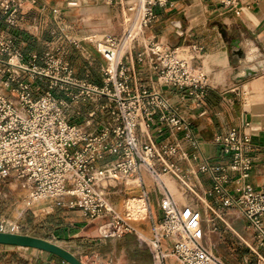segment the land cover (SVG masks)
<instances>
[{
    "label": "built area",
    "instance_id": "obj_1",
    "mask_svg": "<svg viewBox=\"0 0 264 264\" xmlns=\"http://www.w3.org/2000/svg\"><path fill=\"white\" fill-rule=\"evenodd\" d=\"M223 1L232 6L238 2ZM168 2L131 0L121 34L106 33L96 40L95 35L86 37L106 63L100 84L78 78L66 49L56 42L25 62L14 38L0 30V54L5 56L0 61V187L16 181L29 189L33 203L55 200L58 206L79 207L90 220L107 221L101 230L104 238H119L136 232L134 222L146 217L136 219L125 200V212L118 211L111 192L122 184L143 187V175L148 174L154 179L153 192L159 195L161 211L149 241L155 263L174 257L181 264H232L214 252L208 234L215 228L206 229L195 202L182 206L162 179L169 174L189 194H196L180 168V162L186 161L193 176H210L213 186L207 194L254 230L252 250L257 259H244L243 264H264V190L250 181L251 135L234 126L215 136L227 162L203 156L192 121L166 97L163 88L187 89L200 105L208 73L192 64L194 56L180 57V46L148 37L147 44L140 42L156 18L155 7ZM20 7L16 0H0V23L18 26ZM54 13L61 15V9ZM65 36L77 46L76 40ZM137 48L141 50L135 59L132 56L126 62ZM142 72L149 74L151 85H140ZM87 101L91 106L82 113L80 104ZM165 130L173 141L156 139L154 135ZM232 174L236 185L231 189ZM142 195L149 206L151 193L143 191ZM66 197L71 200L66 202ZM222 216L224 210L216 213L224 222Z\"/></svg>",
    "mask_w": 264,
    "mask_h": 264
},
{
    "label": "crops",
    "instance_id": "obj_2",
    "mask_svg": "<svg viewBox=\"0 0 264 264\" xmlns=\"http://www.w3.org/2000/svg\"><path fill=\"white\" fill-rule=\"evenodd\" d=\"M16 1L21 4L20 21L30 18L33 24L26 22L23 25V22L19 21L18 26L8 28L0 23V30L14 38L24 52V61L29 62L32 54H40L47 48L42 47L45 44L44 33H47L44 24L49 20L50 26H47L49 31L52 19H57L54 9H58L62 4L61 0ZM123 1L125 2L116 0L115 5L123 8L124 6L120 5ZM90 2L81 13L84 18L89 17L86 24L88 27L99 29L114 21V16L110 15V6L113 3L108 4L106 0ZM155 13L156 18L147 27L148 38H154L171 47L188 48L198 66L205 67L204 61L209 59L208 86L200 105H196L197 100L187 89L163 88L164 94L176 104L186 118L192 121L201 142L202 155L214 162H227L221 156V148L215 143V136L227 132L234 126L243 127L252 138L254 166L250 181L255 187L264 190V70L254 76L238 80V77L244 74V68L264 65V0H238L235 6L225 4L223 0H169L164 6L155 7ZM55 30L58 29H51L50 33H55ZM39 43L43 50H36L40 47ZM140 50L141 48L135 49L127 56L126 62L130 61L132 56L135 59ZM239 50L243 51L242 56L238 55ZM68 52L75 72L73 49ZM88 52L85 49L84 52H80L85 61V72H82L81 77L77 72L75 75L80 79H87L92 84H100L104 65L101 68V76L94 77L95 72L91 74V71L94 70L96 58ZM4 59L5 56L0 54V61ZM141 67L137 64L139 71L143 70ZM139 76L140 85H151L148 73L142 72ZM12 95L15 96L14 93ZM203 111L206 113L201 114ZM151 131L155 133L154 129ZM154 136L157 140H174L168 130ZM189 152L192 153L193 149L189 148ZM180 168L182 172L187 173L190 185L195 186L196 194L192 196L198 195L200 198V201L196 199L194 202L202 211L206 229L214 227L212 233L218 235V244L210 243L214 252L232 264H243L244 259L256 260L257 256L252 250L255 249L254 230L237 214H230L234 211L225 210L223 203L216 202L213 196L207 194L213 186L210 176L207 173L193 176L186 161L180 162ZM147 177L148 174L143 175L145 181ZM234 179L235 174H232L228 183L231 189L236 185ZM153 190L154 188L144 190L151 193L150 216L143 222L134 223L136 232L127 233L119 238H103L100 229L105 221L103 219L92 221L79 209L67 212L68 220L61 224V229L67 234L64 238L71 239L73 246L84 249L86 254L89 253L88 261L81 257L87 264H156L149 241L153 235L154 224L161 218V211L159 195ZM120 195L114 198L117 206H121L124 201H121ZM221 210H224L222 216L224 222L216 217V213L219 214ZM62 262L64 263L63 260ZM163 264L181 263L174 257H169Z\"/></svg>",
    "mask_w": 264,
    "mask_h": 264
},
{
    "label": "rangeland",
    "instance_id": "obj_3",
    "mask_svg": "<svg viewBox=\"0 0 264 264\" xmlns=\"http://www.w3.org/2000/svg\"><path fill=\"white\" fill-rule=\"evenodd\" d=\"M92 1V0H91ZM131 0H125L124 7L121 8L118 5H115L113 3L110 6V15L114 16V21L108 24H105V26L99 28V29H91V26H87V19L89 17H83L81 13L82 10L87 8L85 6L88 5V2L90 0H61V15L59 14L57 16L56 20L52 19L51 27L48 31V27L50 24H48L49 20L46 21L44 24L45 31L47 30V33H44V47L45 49L48 46V43L56 42L59 45L63 46L67 54H69V50L73 49L74 55V68L75 72H77V75L81 77L82 72H85V61L83 60V56L81 55L85 51H89L93 57L96 59L94 60L93 69L91 71V74H94V77L99 76L101 74V68L102 65H105V61L103 60L102 56L99 54L98 50L96 49L95 45L90 42V40H86L87 36L95 35V40L98 38H101L103 34L106 33H117L121 34L123 30V20L124 15L126 14V9L128 4ZM71 2H75L76 4H71ZM103 3V2H102ZM92 3L90 2L89 5ZM76 5V6H75ZM84 18V19H83ZM91 18V17H90ZM30 18L22 19L20 22H23V25L26 24V22H30ZM44 21V20H43ZM89 22V21H88ZM31 23V22H30ZM33 24V23H31ZM53 25V26H52ZM20 26V25H19ZM57 28L58 31L56 33H50L51 29ZM90 29V30H89ZM64 30V31H61ZM145 35L147 36V28L145 30ZM12 32V30H11ZM65 34L71 38V40H76L78 42L77 47L72 45L70 41L66 38ZM15 36V35H14ZM93 37V36H91ZM26 46V45H25ZM39 46L36 50L41 49V43H39ZM84 48V49H83ZM41 49V50H43ZM27 53V50H25ZM79 51V52H78ZM31 52V51H30ZM189 58L192 57V53H190ZM102 58V59H101ZM194 66L200 69L202 71V67L195 64L194 60L191 61ZM204 72V70L202 71ZM101 76V75H100ZM81 110L82 113H86V110L88 107L91 106L90 102H81ZM84 107H87L86 110ZM80 122V121H79ZM171 176V175H170ZM172 177V176H171ZM179 185V188L176 183ZM167 179L168 184L174 191L172 194L176 198V200L182 205L185 206L186 204H193L194 200L200 201V198L198 195L196 197L190 195L184 186L177 182V180ZM138 183L135 185H129V184H122L120 185L116 192L113 190L111 192V200L114 203V205L117 207L118 211L124 213L125 207L123 203H121V206H117L115 203V197H118L120 194L121 201L125 200L128 197L133 196H139L141 197V193L144 190H151L155 187L154 179L148 175L145 181V186L143 187H137ZM177 193L180 197H178ZM66 202H69L71 200L70 197H66ZM186 199V200H185ZM150 207V206H149ZM79 207L75 208H69L67 206H58L56 204L55 200H44L40 202L33 203L30 199V191L28 188L24 187L22 184L16 182V181H9L2 184L0 187V224L3 223L2 229L0 228V231H3L5 229L7 222L10 221V226L7 228V231L5 232H13L17 234H23V235H30L39 237L45 240H48L50 242H53L59 246H62L69 250L70 252H75L77 257L82 259L81 257H84L85 260L88 261L89 253L82 249L77 248L76 246H73L71 244V239L64 238L66 234V231L64 232L61 226L63 222H67L68 220V214L67 212L70 210H79ZM230 214H236V212H231ZM149 215L146 217L148 219ZM145 219V220H146ZM204 219V218H203ZM228 219H230L228 217ZM227 219V220H228ZM141 220V222L145 221ZM107 221L104 222V224ZM135 223V222H134ZM87 228H85L86 230ZM102 230V228L100 229ZM59 231V232H58ZM133 233V232H132ZM101 234V232H100ZM99 235V231H98ZM101 237H103L101 235ZM210 243L212 244H218V235L209 233L208 234ZM104 238V237H103ZM221 253V251H220ZM62 258L59 256H56L54 254H51L49 252L35 249V248H27V247H17V246H10V245H3L0 244V264H66L67 262L65 260L64 263L62 262ZM69 264V263H67Z\"/></svg>",
    "mask_w": 264,
    "mask_h": 264
},
{
    "label": "water",
    "instance_id": "obj_4",
    "mask_svg": "<svg viewBox=\"0 0 264 264\" xmlns=\"http://www.w3.org/2000/svg\"><path fill=\"white\" fill-rule=\"evenodd\" d=\"M242 54L243 51L239 50L238 55L242 56ZM263 70H264V65H260L255 68H251V67L244 68V74L240 75L238 77V80H243L250 76H254ZM0 244L43 250L61 257L69 264H87L83 262L79 257L74 255L72 252L67 250L66 248L35 236L0 231Z\"/></svg>",
    "mask_w": 264,
    "mask_h": 264
},
{
    "label": "bare ground",
    "instance_id": "obj_5",
    "mask_svg": "<svg viewBox=\"0 0 264 264\" xmlns=\"http://www.w3.org/2000/svg\"><path fill=\"white\" fill-rule=\"evenodd\" d=\"M123 3H124V1H123ZM140 42L147 44L148 43L147 36L146 35L142 36L140 38ZM178 52H179L180 57L189 58L188 55L190 54V52L188 51V48H179ZM14 61H16V60H14ZM204 62H205L206 66L202 67V69L204 70V72H207V67L209 66V59H205ZM162 179L165 182V184L168 186V188L174 193L172 188L169 186L167 179H172L174 181H175V179L173 177H171L169 174H164L162 176ZM175 183H176V181H175ZM176 185L179 187V185L177 183H176ZM179 188H181V187H179ZM175 194H177V193H175ZM178 197H179V195H178ZM179 199H180V197H179ZM125 202H126L127 209L136 219L145 218L150 213L149 206H148V203H147L144 195H141V197H139V196L128 197L125 199ZM9 226H10V221L7 222L6 227L8 228ZM6 227H5V229H3V231H7Z\"/></svg>",
    "mask_w": 264,
    "mask_h": 264
}]
</instances>
